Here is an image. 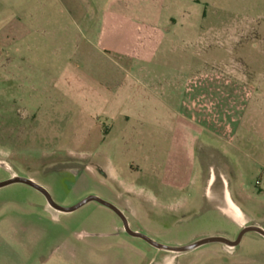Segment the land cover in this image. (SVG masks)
Here are the masks:
<instances>
[{
    "label": "rangeland",
    "instance_id": "rangeland-1",
    "mask_svg": "<svg viewBox=\"0 0 264 264\" xmlns=\"http://www.w3.org/2000/svg\"><path fill=\"white\" fill-rule=\"evenodd\" d=\"M5 3L13 6L15 17L30 18L31 39L19 44L18 50L23 47L30 53L32 70L14 72L15 79L28 77L29 84L0 86V183L15 172V177L45 188L63 208L97 197L122 210L132 232L166 248L182 249L190 246L185 244L193 236L225 229L222 218L215 216L203 223L205 212L209 215L215 206L206 185L194 180L202 170L204 177L218 178L209 188L212 193L219 191L224 175L252 220L264 226V0H0V10ZM123 3L137 18L158 20L168 35L157 72L151 76L153 83L165 89L182 82L187 73L205 75L206 81L212 75L224 92L241 94L240 108L249 105V117L241 126L240 108L227 114L221 128L205 121L204 127L211 131L216 127L220 134H188L189 150L181 146V135L138 136L134 121L125 124L126 132L122 126L110 133L104 118L96 119V129L88 126L89 105L69 97L70 89L59 85L55 90L51 81L58 75L57 63L65 60L61 54L83 45L78 41L81 27L85 29L80 21L97 20ZM60 91L68 99L61 98ZM250 96L254 101L248 100ZM162 114L160 106L159 129L171 123ZM155 126L144 122L136 127L149 132ZM172 142L192 178L174 188L161 182ZM154 151L159 179L148 184L134 171L139 159L155 155ZM112 169L125 184L110 179ZM260 238L248 232L234 256L219 258L264 264ZM209 239L216 237L197 243ZM219 246V242L201 244L167 263L173 251L159 250L126 233L122 218L96 201L61 213L30 186L0 188V264H199L214 258L210 249Z\"/></svg>",
    "mask_w": 264,
    "mask_h": 264
},
{
    "label": "crops",
    "instance_id": "crops-1",
    "mask_svg": "<svg viewBox=\"0 0 264 264\" xmlns=\"http://www.w3.org/2000/svg\"><path fill=\"white\" fill-rule=\"evenodd\" d=\"M115 7H117L114 9L116 11L105 12L97 20H82L79 24L77 23L85 26V29L81 27L82 33L78 31V41L83 45H79L70 54H61V58L64 57L65 60L57 63L59 64L58 75L53 77L52 87L56 90L60 85L65 90L70 89L69 97L77 100L84 99L89 105V111L86 114L90 121L88 126L92 129L98 127L97 118H104L110 124V133L121 129L122 126L123 132H126L125 124L134 121V132L138 136L143 133L149 136L159 133L181 135L183 137L181 146L188 150L190 149V141L186 139L188 134L200 136L206 132L217 137L220 133L216 132V127V131H211L204 127L203 123L209 121L210 126L214 123L221 128L227 114L234 108H240L238 101L241 94L238 91L224 92L220 84L219 86L215 84L217 82L213 81L212 75V80L206 81L205 75L190 77L189 73L183 76L182 82H172L167 88H160L153 83L151 76L157 72L156 63L163 53L162 48L168 37L166 31L159 26L158 20H142L136 17V13L128 12L125 3ZM29 19L24 15L15 17L13 6L8 3H5L0 10V86H5L6 82H18L22 86L29 84L28 77L18 79L14 77L16 71L32 70L30 53L27 49L23 50V47L22 50H18L19 44L24 46L31 39ZM95 25L96 28L93 29ZM64 76L65 80L62 82ZM58 94L61 98L68 99L64 91ZM248 100L254 101L252 96ZM160 106L163 108L164 118L171 122L165 129L163 127L159 129L158 125ZM248 109L249 105L248 107L242 105L239 109L243 111L240 126L249 115ZM144 122H149L150 125L156 124L158 127L150 128L149 132L148 129L142 130L136 127L137 124ZM170 147L172 151L168 152L167 168L161 182L174 188L182 185L185 179L192 178L187 176L183 163L175 155L173 142ZM203 147L201 144L198 145L199 150ZM154 153L155 155L151 157H141L140 166H137L134 171L136 176L148 184H153L159 179L154 173L155 163L158 160L155 151ZM204 175V171L201 170L194 180L206 185L207 196L210 197L215 208L213 212H209V215L207 211L205 212L207 215L204 216L203 223H206V217L215 216L222 218L225 229L219 234L193 236L185 245L191 246L210 237L234 242L238 234L248 227H259L264 231V226L254 222L248 209L235 198L230 183L224 175L220 179L221 187L217 193H212L209 188L217 184L218 178L212 174L208 178ZM15 176L17 175L13 172L8 179ZM110 179L125 184L120 180L119 173L115 169H112ZM261 186L264 188V175ZM256 234L264 239L260 234ZM219 244L218 249H210L214 258L199 264H239L238 257H231V260L219 258L226 254L234 256L238 248ZM191 251L171 252L166 262H172L179 255Z\"/></svg>",
    "mask_w": 264,
    "mask_h": 264
},
{
    "label": "water",
    "instance_id": "water-1",
    "mask_svg": "<svg viewBox=\"0 0 264 264\" xmlns=\"http://www.w3.org/2000/svg\"><path fill=\"white\" fill-rule=\"evenodd\" d=\"M16 183H20V184H25L27 186H30L32 187L33 189L37 190L38 192H40L43 196H45L47 202L49 203V205L54 208L55 210L61 212V213H72V212H75L76 210H78L79 208H81L82 206H84L85 204L91 202V201H96L100 204H102L103 206L111 209L112 211H114L117 215H119L122 220L124 221V225H125V228H126V231L128 232V234H130L131 236L133 237H137V238H140V239H143L144 241H146L147 243H149L150 245H152L153 247L159 249V250H171L173 252H185V251H189V250H192L198 246H200L201 244H205V243H210V242H219V243H222V244H225L229 247H236L239 243H240V240L242 238V236L248 232H255V233H258L260 234L261 236L264 237V231L259 228V227H248L244 230L241 231L239 237L237 240H235L234 242H231V241H228L226 239H223V238H216V239H209V240H205V241H202L200 243H196V244H193L189 247H186V248H182V249H170V248H166L160 244H157L155 242H153L151 239H149L147 236L141 234V233H138V232H132L129 227H128V224L124 218V216L122 215V213L115 207L113 206L112 204L106 202V201H103L97 197H89L87 199H85L84 201H82L81 203H79L78 205L74 206V207H71V208H63L59 205H57L53 200L52 198L50 197L49 193L47 192V190L45 188H43L42 186L36 184L35 182H33L32 180L30 179H26V178H21V177H15V178H11L5 182H2L0 183V188H3V187H6V186H9V185H12V184H16Z\"/></svg>",
    "mask_w": 264,
    "mask_h": 264
},
{
    "label": "flooded vegetation",
    "instance_id": "flooded-vegetation-1",
    "mask_svg": "<svg viewBox=\"0 0 264 264\" xmlns=\"http://www.w3.org/2000/svg\"><path fill=\"white\" fill-rule=\"evenodd\" d=\"M125 232L128 233V232L126 231V228H125Z\"/></svg>",
    "mask_w": 264,
    "mask_h": 264
}]
</instances>
